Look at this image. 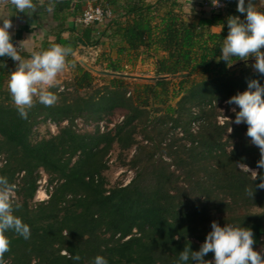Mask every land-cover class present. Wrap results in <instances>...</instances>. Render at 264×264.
Here are the masks:
<instances>
[{
    "label": "trees",
    "instance_id": "obj_1",
    "mask_svg": "<svg viewBox=\"0 0 264 264\" xmlns=\"http://www.w3.org/2000/svg\"><path fill=\"white\" fill-rule=\"evenodd\" d=\"M89 1L112 9L105 26H65ZM225 2L220 10L202 12L193 20L181 16L178 0H47L35 12L54 22L48 30L52 38H45L37 51L53 44L74 51L81 40L86 45L112 42L118 54L154 47L163 55L155 60V78L134 83L130 92L121 76L96 85L94 74L71 55L72 89L60 90L59 84L50 89L57 102L46 107L37 101L27 119L20 117L4 89L13 60L0 57V176L15 184L22 171L16 188L20 199L14 201V207L21 206L14 215L31 232L27 240L6 233L11 241L6 264H93L97 255L108 264H177L185 247L200 250L213 221L221 227L250 228L259 252L264 244V189L257 187L264 176L257 167L260 150L244 132L245 124H232L223 139L230 123L217 122L216 104L248 90L252 80L264 87V74L244 66L243 60L233 58L229 65L219 59L228 17L246 16L237 11L238 0ZM107 68L120 71L113 60ZM183 72L174 87L171 75ZM117 109L124 110L121 120L100 128L99 121ZM78 117L97 125L77 131ZM39 120L55 123L57 131L32 139ZM191 124L197 130L190 131ZM179 126L185 134L172 142ZM137 134L145 141L137 140ZM114 144L120 150L135 146L130 159L134 173L124 184L106 186L105 156ZM161 148L168 149L170 159L159 153ZM239 164L255 168L257 178ZM39 168L55 183L46 200L34 202ZM180 168L181 173L176 171ZM246 189L254 191L253 197ZM76 255L79 261L70 258ZM260 255L264 260V253ZM212 257L209 252L204 260Z\"/></svg>",
    "mask_w": 264,
    "mask_h": 264
},
{
    "label": "clouds",
    "instance_id": "obj_2",
    "mask_svg": "<svg viewBox=\"0 0 264 264\" xmlns=\"http://www.w3.org/2000/svg\"><path fill=\"white\" fill-rule=\"evenodd\" d=\"M213 6H221L220 0H212ZM8 5L12 14L14 9L18 13H26L31 16L38 8L34 0H0V5ZM192 6V5H191ZM54 5L48 7L49 13ZM237 11L245 14V19L239 16H229L227 19L228 34L220 46L221 57L229 65L233 58L247 61L249 57L255 58L254 69L264 74V11L257 7L253 0H238ZM0 25V57H10L18 62L14 71L10 72L7 87L11 99L21 118H28V111L38 101L46 107L53 106L57 102V95L50 89L57 87L60 73L69 67L67 58L73 55L70 46L53 44L42 51H33L30 58L25 59L20 55L23 47L12 42V22L9 18L3 19ZM74 67V65H71ZM254 89V90H253ZM228 104L239 107L236 112L235 123H246V135L260 150V159L257 167L264 169V87L258 81L252 80L248 84V90L232 96ZM232 129L230 128V132ZM244 171L251 172L254 179L257 173L245 164H239ZM261 183L257 187L264 189V176L260 177ZM14 184H10L6 177L0 176V264H6L5 254L10 251V238L8 231L22 236L25 240L30 238V227L22 222V219L14 215V211L21 205L15 204ZM246 193L253 197L254 191L246 189ZM210 231L199 251H192L185 247L180 252L177 264H188L191 260L194 264H213L204 260L209 253H214V264H264L259 252L255 251L254 233L250 228L225 224L221 227L216 221L211 224ZM79 261V255L70 257ZM93 264H108L101 255L94 258Z\"/></svg>",
    "mask_w": 264,
    "mask_h": 264
},
{
    "label": "rangeland",
    "instance_id": "obj_3",
    "mask_svg": "<svg viewBox=\"0 0 264 264\" xmlns=\"http://www.w3.org/2000/svg\"><path fill=\"white\" fill-rule=\"evenodd\" d=\"M149 2L155 1V0H146ZM180 3V12L181 16L187 20H193L195 19L200 13L209 14L211 13L209 10L204 8V4L202 0H178ZM47 0H34V3L37 4L39 10L41 6H44L46 4ZM248 0H245V5L247 6ZM253 3L257 7L259 6V0H253ZM192 5V6H191ZM37 10L35 12H37ZM35 12L29 16L26 13H18L14 9L12 10L11 15H17V14H23L24 16H28L27 22L31 24L30 30L34 29L32 32H36L38 37L45 38H52L50 34H48L49 27L54 25V22L50 19V16L46 15H37ZM216 12V11H214ZM11 13L9 11V6L4 4L0 5V25L3 23V19H7L8 16ZM158 18H156L154 21L158 23ZM70 20H65V24H69ZM107 22L104 21L102 23H99V27H104ZM74 24V23H73ZM75 25V24H74ZM78 25V24H77ZM76 26V25H75ZM212 30H219L218 26H212ZM29 47V45L27 44ZM35 48V46H34ZM33 48V49H34ZM163 55L162 50L155 49L154 47L150 49H144L140 48L136 51H129L124 52L122 54H118L116 46L110 45L109 43H97L93 45H86L82 44V47H77L76 50L73 51V57L79 61L80 64H82L85 68L89 69L95 76V84L101 85L108 81V79L112 76H121L124 78V81L127 83L128 91L130 92L133 89L134 83H142L145 81H150L155 78V60ZM109 60H113L114 62H117L120 65V71H112L107 68ZM18 62L12 61L10 65V70H15L16 64ZM255 64V58L249 57L247 61H243V65L249 68H254L253 65ZM186 73H178L171 75L172 78H174V87L177 86V79L179 77L185 76ZM193 76L198 79L200 76L198 73H194ZM9 76L4 80V89L8 91L7 83H8ZM59 81V89H72L71 82L73 80V71L71 66L67 67L65 71L59 74L58 76ZM81 93H84V90H81ZM10 95V93H9ZM172 100V104H174L175 100ZM227 104L225 102L217 103L216 104V120L218 123L222 124L225 121H228L230 124L226 131L223 134V139H226L230 133V128L232 124H236L235 117L236 112L239 111V107L235 104H231L229 107L226 106ZM235 108L236 112H233L232 109ZM124 110L117 109L115 110L111 115H109L106 119L100 120L99 125L100 128H103L108 125L111 127L114 123L118 122L122 118V113ZM159 113V112H158ZM67 122H62V124H65ZM247 125L246 123H240L236 125ZM74 127L77 131H92L95 126L97 125L96 122H85L82 117H78L74 120ZM157 125V124H156ZM247 127H245L244 132L247 133ZM197 130L196 124L190 126V131ZM57 131V125L55 123L39 120L37 124L33 127L32 130V139H37L42 136H47L49 134L55 133ZM177 135H174L173 141H176L175 136L182 137L185 132H182L183 129L179 126V128L176 129ZM153 134H156V129L151 131ZM168 138V137H167ZM137 140L144 142L145 140L142 137V134H137ZM164 143V142H162ZM164 145V144H163ZM165 147V146H162ZM227 148H230L229 141ZM135 151V146L133 145L127 150H120L116 144L112 146V148L109 150L107 155L105 156L107 160V168L103 171V174L105 176L106 186H111L118 183H126L128 180L132 177L134 173V169L131 166V157ZM168 149L167 148H161L159 150L160 154L165 155L167 157V160L170 159L167 155ZM4 156H0V164L2 163V159ZM174 168L172 165L171 168ZM249 167V166H248ZM251 170H255V168L249 167ZM177 172H183L182 168L180 170H176ZM22 175V171L17 173V178L15 179V186L17 188V183H19V178ZM183 183L184 173L181 175ZM55 181L52 183L49 182L48 174L42 169L39 168L38 170V177H37V187L34 194L33 201H44L49 197L50 192L52 191L53 185ZM15 188V198L14 201H17L20 199V197L17 195ZM42 191H45L47 193V197H44L43 199H40V197L43 196ZM264 239V238H263ZM258 251L260 253H264V244L263 246L260 245L258 247ZM214 258V257H212ZM206 261H212L210 259ZM214 264V261H212Z\"/></svg>",
    "mask_w": 264,
    "mask_h": 264
},
{
    "label": "crops",
    "instance_id": "obj_4",
    "mask_svg": "<svg viewBox=\"0 0 264 264\" xmlns=\"http://www.w3.org/2000/svg\"><path fill=\"white\" fill-rule=\"evenodd\" d=\"M259 4H260L259 6L264 7V0H259ZM9 14L10 15L8 16V18L12 22V28L9 29V31L12 34V42L14 43V45L19 46V42H21L23 47L21 48L20 51H25L29 54L32 53L33 51H37L38 48L41 47V45L44 41V38L38 37L36 32H32V31H34V29L30 30L31 24L27 22L28 16L27 15L24 16L23 14L22 15L21 14L20 15L19 14L11 15V13H9ZM76 17L75 18L68 17L67 20H70L69 22H71V23L65 24V26H67L69 28L71 27V28H75V29H80L81 24H79L76 21ZM68 34H69L68 31L63 32V35H65V36H67ZM105 42L109 43L110 45L115 46L112 42H109V41H105ZM105 42H103V43H105ZM27 44L29 45V47L27 46ZM82 44H84V42H82L81 40H78L77 47H82ZM34 46H35V48H34ZM23 58L28 59L30 57H23Z\"/></svg>",
    "mask_w": 264,
    "mask_h": 264
},
{
    "label": "built area",
    "instance_id": "obj_5",
    "mask_svg": "<svg viewBox=\"0 0 264 264\" xmlns=\"http://www.w3.org/2000/svg\"><path fill=\"white\" fill-rule=\"evenodd\" d=\"M204 4V8L209 10L210 12L218 11L225 6V0H220L219 7L213 6L212 0H202ZM113 15V11L110 7L101 5L100 3H94L92 1L86 2L82 8L81 13L76 17V21L79 24H88V23H95L99 24L104 21L109 20ZM43 196L47 197V193L42 191ZM210 260L214 261V258H210Z\"/></svg>",
    "mask_w": 264,
    "mask_h": 264
},
{
    "label": "water",
    "instance_id": "obj_6",
    "mask_svg": "<svg viewBox=\"0 0 264 264\" xmlns=\"http://www.w3.org/2000/svg\"><path fill=\"white\" fill-rule=\"evenodd\" d=\"M162 77H164V76H162Z\"/></svg>",
    "mask_w": 264,
    "mask_h": 264
}]
</instances>
